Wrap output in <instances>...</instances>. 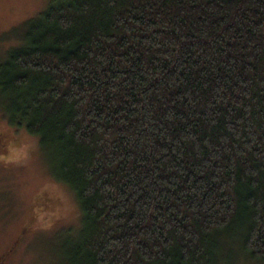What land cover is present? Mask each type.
Segmentation results:
<instances>
[{
  "label": "trees",
  "instance_id": "trees-1",
  "mask_svg": "<svg viewBox=\"0 0 264 264\" xmlns=\"http://www.w3.org/2000/svg\"><path fill=\"white\" fill-rule=\"evenodd\" d=\"M1 39L0 114L80 207L67 264H264V0H48Z\"/></svg>",
  "mask_w": 264,
  "mask_h": 264
},
{
  "label": "rangeland",
  "instance_id": "rangeland-1",
  "mask_svg": "<svg viewBox=\"0 0 264 264\" xmlns=\"http://www.w3.org/2000/svg\"><path fill=\"white\" fill-rule=\"evenodd\" d=\"M47 2L0 0V60L12 43L2 36ZM80 220L74 194L55 180L38 140L11 128L0 114V264H67L61 241Z\"/></svg>",
  "mask_w": 264,
  "mask_h": 264
}]
</instances>
